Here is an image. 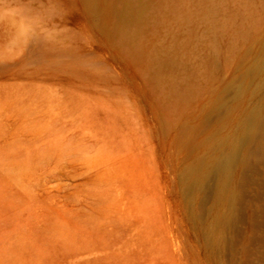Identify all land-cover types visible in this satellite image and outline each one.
Instances as JSON below:
<instances>
[{
	"label": "rangeland",
	"instance_id": "374dc122",
	"mask_svg": "<svg viewBox=\"0 0 264 264\" xmlns=\"http://www.w3.org/2000/svg\"><path fill=\"white\" fill-rule=\"evenodd\" d=\"M0 264H264V0H0Z\"/></svg>",
	"mask_w": 264,
	"mask_h": 264
},
{
	"label": "bare ground",
	"instance_id": "6f19581e",
	"mask_svg": "<svg viewBox=\"0 0 264 264\" xmlns=\"http://www.w3.org/2000/svg\"><path fill=\"white\" fill-rule=\"evenodd\" d=\"M240 154V149H236L234 151V154L231 156H228L224 161H222L220 164L217 166V172L219 173L220 176H224L227 170L230 168L231 164L237 159V157Z\"/></svg>",
	"mask_w": 264,
	"mask_h": 264
}]
</instances>
